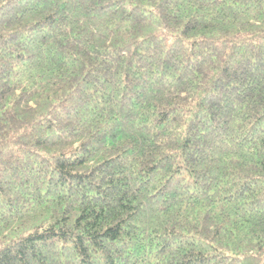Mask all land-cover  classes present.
I'll return each instance as SVG.
<instances>
[{"label":"trees","instance_id":"1","mask_svg":"<svg viewBox=\"0 0 264 264\" xmlns=\"http://www.w3.org/2000/svg\"><path fill=\"white\" fill-rule=\"evenodd\" d=\"M0 264H264V0H0Z\"/></svg>","mask_w":264,"mask_h":264}]
</instances>
